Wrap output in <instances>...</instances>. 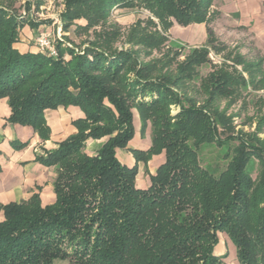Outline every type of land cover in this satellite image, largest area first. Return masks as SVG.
Here are the masks:
<instances>
[{
  "label": "trees",
  "instance_id": "trees-1",
  "mask_svg": "<svg viewBox=\"0 0 264 264\" xmlns=\"http://www.w3.org/2000/svg\"><path fill=\"white\" fill-rule=\"evenodd\" d=\"M212 1L64 0L63 29L84 19L76 30H91L93 37L77 51L64 44L65 37L57 39L52 57L14 47L24 24L43 23L29 15L43 0L19 7L17 0H0L6 121L31 126L46 139V109L72 105L84 114L72 121L73 135L35 156L56 168L55 200L42 205L34 193L0 205V264H223L214 253L220 231L235 245L240 264H264V168L253 176L254 160L264 159V135L258 136L264 134V95L250 133L235 130L227 114L244 90H264L263 59L230 51L225 57L230 63H211L209 50L224 47L213 44L209 27L206 44L190 48L182 60L171 49L147 62L141 57L161 50L167 40L162 32L174 22L209 24L216 15ZM135 4L158 23L137 20L125 35L128 48H117L121 32L106 24L110 10ZM206 63L212 69L199 81V100L186 82ZM172 105L178 106L174 112ZM133 109L142 130L150 123L151 145L146 151L129 149L136 162L127 166L116 149L126 148L133 136ZM100 138L105 141L94 154L83 151L87 141ZM23 145L12 142L14 148ZM209 145L220 151L212 162L201 156ZM161 152L164 160L149 185L136 187L137 162Z\"/></svg>",
  "mask_w": 264,
  "mask_h": 264
},
{
  "label": "crops",
  "instance_id": "crops-1",
  "mask_svg": "<svg viewBox=\"0 0 264 264\" xmlns=\"http://www.w3.org/2000/svg\"><path fill=\"white\" fill-rule=\"evenodd\" d=\"M33 1V0H24ZM22 3V4H23ZM43 3V2H42ZM34 9V6H31ZM211 11L216 12L213 19L224 17L231 18L237 15L238 26L245 29L253 41L262 58V70L264 71V0H213ZM31 14V12H30ZM39 21V19H34ZM41 20V19H40ZM210 24L204 22L179 25L173 23L168 29V38L182 47H200L207 42V28ZM41 24L32 28L26 24L19 32L14 47L19 51H37L34 37ZM215 31V27H213ZM134 133L126 148L116 149L118 160L133 166L135 158L129 149L146 151L151 145L150 123L144 130L141 128V120L138 112L133 109ZM10 113L7 99L0 98V205L10 202H23L28 200L32 194L37 193L42 205L51 204L55 200L53 181L56 176L55 166H46L35 159L36 154L43 149H51L66 137L73 135L76 128L72 121L82 118L83 112L76 106H59L44 111V120L49 128L46 139L40 138L31 126L6 121ZM105 138L92 139L86 142L83 151L94 154L104 143ZM12 142L24 143L22 147H13ZM164 160V153L152 154L147 162H137L135 185L146 188L150 183V175L155 173L157 166ZM3 214L0 210V220ZM218 241L214 246V253L221 257L223 264H240L236 255V247L223 231L217 233Z\"/></svg>",
  "mask_w": 264,
  "mask_h": 264
},
{
  "label": "rangeland",
  "instance_id": "rangeland-1",
  "mask_svg": "<svg viewBox=\"0 0 264 264\" xmlns=\"http://www.w3.org/2000/svg\"><path fill=\"white\" fill-rule=\"evenodd\" d=\"M23 1L24 0H17L16 6L19 7ZM63 8L64 0H43V3L38 7V9H31V14L29 15L33 19H39V21H43L39 29L44 27L49 28L52 33H54L56 40H62L65 37L64 44L74 47L77 51L83 48L86 44V41L88 39H92L93 35L91 30L88 32L85 30H76L77 24H86L84 19L75 20L74 23H71L67 29H63V23L59 16ZM18 12H23V8H18ZM236 17L237 15H234V17L232 16L231 18L226 16L221 20H217L215 24H212L214 19L209 22V28L211 29L212 36L215 39L213 44L219 47H224V49L217 53L214 50H209L208 55L211 59V63L218 65L224 61L230 63V60H226L225 58L226 54L230 51H237L241 54V56L248 60L257 59V56H260L256 48L253 46V41L248 35V32L245 29H242L241 26H238ZM148 19L158 23V19L152 14V12H150V10L137 4L133 6L120 5L112 8L110 10L106 24L116 25L120 28L121 35L116 40L115 46H117V48H128V44L125 43V35L129 27L137 20L146 21ZM213 27H215V31ZM39 29H37V31ZM96 29H99V26H97ZM162 33L167 40L163 43L161 50H153L149 55L142 54V59L146 62L150 61L154 58L161 57V55H163L167 49H171L179 50L180 55L177 59L182 60L190 49L184 46L179 49L178 46H174L173 42L168 38L167 33ZM137 48L138 47H135L134 49ZM211 69L212 67L210 63L203 64L197 68L198 74L196 78L192 81L186 82V89H188V93L190 95L200 100V96L195 91L198 90L200 79L204 77ZM262 95H264V90L253 91L252 89L248 88L244 90L242 96L227 109V114L233 117L235 130H242L243 132L250 133L254 129L255 121L258 117L257 107L259 103L257 100L259 96L261 97ZM219 103L220 108H223L225 105V100L222 99L219 101ZM171 108L172 112H174L178 109V106L172 105ZM263 135V133L258 134L259 137H262ZM219 152L220 151L217 146L209 145L205 146L201 150V156L206 162H212L219 155ZM263 168L264 159L262 163L258 159H255L253 164V176H255L257 172ZM60 264L65 263L61 262Z\"/></svg>",
  "mask_w": 264,
  "mask_h": 264
},
{
  "label": "built area",
  "instance_id": "built-area-1",
  "mask_svg": "<svg viewBox=\"0 0 264 264\" xmlns=\"http://www.w3.org/2000/svg\"><path fill=\"white\" fill-rule=\"evenodd\" d=\"M55 41L56 37L54 33H52V31L47 27L39 29L34 37V43L38 51L52 57L57 55Z\"/></svg>",
  "mask_w": 264,
  "mask_h": 264
}]
</instances>
